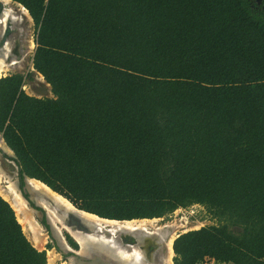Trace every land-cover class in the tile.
<instances>
[{
	"label": "trees",
	"instance_id": "16d2710c",
	"mask_svg": "<svg viewBox=\"0 0 264 264\" xmlns=\"http://www.w3.org/2000/svg\"><path fill=\"white\" fill-rule=\"evenodd\" d=\"M13 1L52 92L0 77L21 177L112 219L200 204L220 223L180 233L175 264H264V0ZM0 264H47L1 194Z\"/></svg>",
	"mask_w": 264,
	"mask_h": 264
},
{
	"label": "bare ground",
	"instance_id": "6f19581e",
	"mask_svg": "<svg viewBox=\"0 0 264 264\" xmlns=\"http://www.w3.org/2000/svg\"><path fill=\"white\" fill-rule=\"evenodd\" d=\"M0 1L6 5H2L3 7L0 11V38L3 39V46L0 47L1 74V72L7 70L8 66L16 64L18 61L14 57L10 58L12 44L8 38L11 31L9 24L17 20L16 12H13L10 6L11 0ZM22 7L24 9L23 12L29 14L28 10L24 6ZM31 43V46H34L33 41ZM0 142L7 153L13 154L1 134ZM4 158L5 160H2L0 157V194L10 202L19 222L29 232L35 246L41 249L46 244V236L43 232L44 227L36 217L35 209L28 205V202L20 193L16 164H14L12 159H8L5 156ZM28 181L41 193L38 203L45 208L60 244L66 249L76 250L78 255L91 254L95 257L98 256L106 262L108 261L109 264H147L149 261L146 260L147 256L142 247L133 245L130 250H127L122 244L118 243L117 234L120 232L128 234L142 233L148 237L156 236L159 238L160 250L164 249L168 253L174 251L173 242L176 235V225H167L152 231L145 224H134L130 221L122 223L116 219L101 217L79 209L66 197L52 190L44 182L36 178L29 177ZM65 231L70 233V236L79 243L80 249L77 250L70 245L65 236ZM58 254L54 249L47 250L48 264H57ZM92 262L87 264H97L96 261H94L95 263Z\"/></svg>",
	"mask_w": 264,
	"mask_h": 264
},
{
	"label": "rangeland",
	"instance_id": "374dc122",
	"mask_svg": "<svg viewBox=\"0 0 264 264\" xmlns=\"http://www.w3.org/2000/svg\"><path fill=\"white\" fill-rule=\"evenodd\" d=\"M4 6H6V5H4ZM10 6L13 9V12H16L15 15L17 16V20H15L14 22H11L9 24V28L11 31L9 32L8 38L10 39L11 44H12L11 49H10V58L14 57L17 59L18 62L16 64L8 66L6 68L7 69L6 71L1 72L0 77L7 75L9 73H14V72H20V73H24V74L28 73L27 79L29 80L30 83L27 87V91L29 93L34 94V95H39L31 88V86H30V84H31L32 86H34L38 89L45 86L47 88V92L42 94V95H52L51 87H50V85L46 84L45 79L40 75L37 76V75H33V73H32V70H33L32 69V59H33V55H34L35 48L37 45L36 40H35L36 39L35 23H34L32 17L30 16V14H25L23 12L24 9H23L21 4L11 0ZM32 41L34 43V46H31ZM1 42H2V38H0V47L3 46V42L2 43ZM0 55H1V51H0ZM0 68H1V65H0ZM39 96H41V95H39ZM116 220H118L122 223H126V222L130 221V222H133L134 224H145L152 231H155L157 228H160V227L162 228V227L167 226V225H173V226L176 225L175 226L176 227L175 238L180 233H183L187 230L197 229V228H200L202 226L215 225V224L220 223V220L217 219L216 217H214L208 211V209L206 207H204L200 204H197V203H192V204L187 205L185 207L180 206L177 209H175L174 211L166 213L162 216L142 217V218H133V219H116ZM43 227H44L43 232L46 236V244L43 248H41L39 250H45L46 251L47 249L51 250L50 248H55L56 250L55 249L54 250L57 252V254L59 253L58 254L59 258L56 261V263L57 264H66V263H64L65 261H64V258H62V254L64 252H67V254L70 255L71 252H68L65 248L60 247L58 245L56 239L50 235L46 226L43 225ZM231 229L234 231H241L242 228L240 226H231ZM23 230H24L25 234L27 235V237L31 240L29 232L24 228H23ZM117 239H119L118 243L122 244L123 247L127 248V250H130L133 245H136L138 247H142L145 250L146 256L148 254L147 252H150V251L155 252V251H157V249H158V251L160 250L159 238H157L156 236L155 237L154 236L148 237L147 235L142 234V233L128 234L125 232H120L117 234ZM139 241H140V243H139ZM31 242L33 243L32 240H31ZM160 251L163 252L160 254L162 261H160V263H157V262H159V261H157L156 264H166V263L167 264H175L174 263V256H175L174 251H172L171 253H168L164 249H162ZM79 255H81L82 258L86 262H91L95 257L91 254H89V255L88 254H84V255L79 254ZM95 258L97 260L100 257L96 256ZM153 258L154 257H152V256L146 257V260L149 261V262L146 261L147 264H151V263L155 264L153 261ZM100 260H102L106 264H109L108 261L106 262L102 258H100ZM78 261H80V260L77 259V262ZM92 263H95V262L93 261ZM47 264H48V262H47ZM67 264H69V262H67ZM82 264H83V260H82ZM85 264H87V263H85ZM209 264H227V263H217L216 261H213V262L209 261Z\"/></svg>",
	"mask_w": 264,
	"mask_h": 264
},
{
	"label": "water",
	"instance_id": "95a60500",
	"mask_svg": "<svg viewBox=\"0 0 264 264\" xmlns=\"http://www.w3.org/2000/svg\"><path fill=\"white\" fill-rule=\"evenodd\" d=\"M258 1H260V0H258ZM2 5H4L1 1H0V10L2 9ZM2 41H3V39H2ZM2 43V42H1ZM33 75H35V73H33ZM39 91H41V93H46L47 92V89L45 88V87H41L40 89H39ZM1 136H2V134H1ZM2 138H3V136H2ZM4 139V138H3ZM5 140V139H4ZM5 143L7 144V142L5 141ZM8 145V144H7ZM9 146V145H8ZM9 148L12 150V152H13V154H10V153H7L6 151H5V149L1 146V142H0V157H1V159L2 160H5V158H4V156L5 157H7V158H12V160H13V162H14V164H16V168H17V176L19 175V165H18V163H17V156H16V154H15V152L13 151V149L9 146ZM23 177H24V186L23 187H21V183H20V178L21 177H19L18 176V180H19V189L21 190V192H22V194L28 199V201H29V204L32 206V204H31V201L32 202H34L35 203V205L39 208V209H36L35 208V214H36V217L37 218H39V221H40V218H42V216L44 215V207L43 206H41V205H39V203H38V200H39V197H40V195H41V193L39 192V190H37V189H35L33 186H32V184L28 181V179H29V176L27 175V174H23ZM25 192H27V194H28V196H26V194H25ZM34 208V207H33ZM46 220H47V222H48V224L50 225V228H51V231H52V234H53V236L54 237H56L55 236V234H54V229H53V224H52V222H51V220H50V218H49V216L48 215H46ZM97 261H98V263H103V264H106V263H104V262H102L101 260H100V258L99 259H97Z\"/></svg>",
	"mask_w": 264,
	"mask_h": 264
},
{
	"label": "flooded vegetation",
	"instance_id": "af4514ba",
	"mask_svg": "<svg viewBox=\"0 0 264 264\" xmlns=\"http://www.w3.org/2000/svg\"><path fill=\"white\" fill-rule=\"evenodd\" d=\"M1 11V10H0ZM8 159H12V158H8ZM24 174V173H23ZM19 177H21V175H20V169H19V175H18ZM18 176H17V178H18ZM30 178H32V177H30ZM21 179H22V181L24 180V177L22 176L21 178H20V183H21ZM24 182V181H23ZM47 185V184H46ZM18 186H19V180H18ZM48 186V185H47ZM19 188V187H18ZM20 190V189H19ZM20 193L22 194V192H21V190H20ZM22 196L24 197V199L28 202V205L30 206V207H34L33 209H39L36 205H35V203L34 202H32L31 201V204H32V206L29 204V201H28V199L22 194ZM26 196H28V195H26ZM46 215H48L47 214V212H46V210H45V208H44V215L42 216V218H40V221H41V223L44 225V226H46V228H47V230L49 231V233H50V235L53 237V238H55L56 239V241H57V243H58V245L60 246V247H62V248H65V247H63L60 243H59V241H58V238L57 237H54L53 236V234H52V231H51V228H50V225L48 224V222H47V220H46ZM38 220H39V218H38ZM45 221V223H44V221ZM54 229V228H53ZM54 234H55V231H54ZM55 236H56V234H55ZM65 236H66V238H67V240H68V242L72 245V247H74L75 249H80V245H79V243L72 237V236H70V233H68L67 231H65ZM76 245H75V244ZM59 248V247H58ZM50 249H55V248H50ZM66 249V248H65ZM48 250V249H47ZM47 250H46V254H47ZM56 250V249H55ZM68 252H71V254L69 255V254H67V252H64L63 254H62V258H64V263H66L67 264V262H69V264H80V263H82V260H83V263H89V262H86L83 258H82V256L81 255H78V254H76V250H73V249H66ZM161 253H163V252H160V250L158 251H150V252H148V254H147V257H151V256H154V258H153V261H154V263L156 264V262L157 261H159V262H157V263H160V261H162V259H161V257H160V254ZM71 256V257H70ZM159 256V257H158ZM74 259V260H73ZM77 259L78 260H80V261H78L77 262ZM92 261H96V263L97 264H103V263H98V261L96 260V258L94 257V259L92 260ZM91 261V262H92ZM152 261V262H153ZM77 262V263H76ZM151 263V262H150ZM152 264V263H151Z\"/></svg>",
	"mask_w": 264,
	"mask_h": 264
},
{
	"label": "built area",
	"instance_id": "2783aa9c",
	"mask_svg": "<svg viewBox=\"0 0 264 264\" xmlns=\"http://www.w3.org/2000/svg\"><path fill=\"white\" fill-rule=\"evenodd\" d=\"M32 73H35V75H37V76H42L43 77V75L40 73V72H38L34 67H33V64H32ZM44 78V77H43ZM29 80L28 79H26V81H25V84L23 85V88H24V90L27 92V93H29L28 91H27V87H28V85H29ZM46 84L47 85H49L47 82H46ZM30 86H31V88L37 93V94H39V95H41V96H43L42 94L43 93H41V91H39V89L38 88H36V87H34V86H32L31 84H30ZM43 87H45V86H43ZM46 88V87H45ZM47 89V88H46ZM30 95H34V94H31V93H29ZM39 95H35V96H39ZM209 261H211V262H213V261H215V259L214 258H210V257H206L205 258V261H204V264H209Z\"/></svg>",
	"mask_w": 264,
	"mask_h": 264
}]
</instances>
